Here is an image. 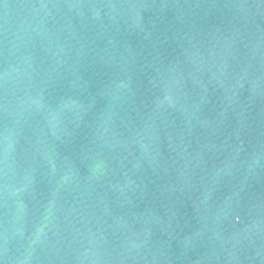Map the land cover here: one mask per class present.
Masks as SVG:
<instances>
[{"label": "water", "instance_id": "obj_1", "mask_svg": "<svg viewBox=\"0 0 264 264\" xmlns=\"http://www.w3.org/2000/svg\"><path fill=\"white\" fill-rule=\"evenodd\" d=\"M0 264H264V0H0Z\"/></svg>", "mask_w": 264, "mask_h": 264}]
</instances>
